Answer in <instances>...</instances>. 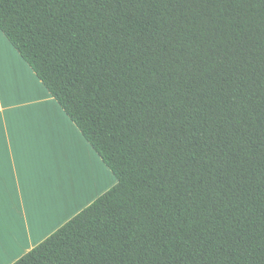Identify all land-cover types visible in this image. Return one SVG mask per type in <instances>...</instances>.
I'll use <instances>...</instances> for the list:
<instances>
[{"label": "trees", "instance_id": "16d2710c", "mask_svg": "<svg viewBox=\"0 0 264 264\" xmlns=\"http://www.w3.org/2000/svg\"><path fill=\"white\" fill-rule=\"evenodd\" d=\"M19 7L15 0H4L0 28L117 178L114 186H119L121 178L128 179L129 157L117 144L121 127L112 112L121 108L125 119L130 112L147 129L145 134L155 139V143L146 142L144 153L147 155L150 147L152 160L168 157L166 166L173 176L169 177L163 167L158 171L175 182L176 192L168 201L171 209L211 226L221 221L222 211L238 214L236 208L247 205L251 209L249 217L254 215L258 226L259 197L264 192V119L260 115L264 54L258 39L253 47L243 32H231L223 25L215 31L208 29L199 17L193 19L200 5L193 4L191 9L170 5L172 14L183 17L182 24L187 21L183 31L171 29L172 21L167 16L164 20L168 23L157 19L145 26L111 13L105 24L89 28L83 38H77L79 43L73 40L71 48L63 43L62 48L52 51L39 44L29 34L31 29L20 23L16 16ZM100 19H105L103 10ZM237 49L251 62V79L237 78L231 71L233 65L228 58ZM69 58L89 66L88 73H79L90 81L88 93L68 71L65 61ZM241 101L256 111L236 131V122L244 115L236 106ZM113 187L14 264H51L45 254L54 244H67L85 221L91 223L100 209L112 202L109 193Z\"/></svg>", "mask_w": 264, "mask_h": 264}, {"label": "snow or ice", "instance_id": "6c2138e0", "mask_svg": "<svg viewBox=\"0 0 264 264\" xmlns=\"http://www.w3.org/2000/svg\"><path fill=\"white\" fill-rule=\"evenodd\" d=\"M15 2L20 5L16 11L20 23L31 29L29 34L39 44L46 45L52 51L62 48L63 43L71 48L73 40L79 43L77 38H83L89 28L96 29L98 25L105 24L111 13L122 14L121 20L126 18L145 26L157 19L164 23L171 20V29L183 31L187 21L182 24L183 17L172 14L169 6L187 5L191 9L193 4H197L202 7L193 19L199 17L200 22L212 31L223 25V29L231 32H243L253 47L258 39L260 51L264 54V0ZM3 3L4 0H0V5ZM100 10L105 12L104 20L100 19ZM165 16L168 20H164ZM191 27H195V24ZM191 27L188 31H191ZM3 37L0 28V38ZM168 38L173 37L170 35ZM81 47H86V44ZM243 47L241 44L240 48ZM228 60L237 78L251 79L248 76L251 62L239 54V49ZM65 63L69 65L70 74L84 85V93H88L90 81L79 73H88L89 66L83 61L75 63L74 58H69ZM261 74L264 75V70ZM73 85L76 86L75 82ZM96 94L99 95L100 91L96 90ZM236 106L240 113H244L236 122V131H240L247 116L256 110L242 101ZM123 111L121 108L112 109L121 127V139L117 140V144L129 157L126 168L128 179L121 178L119 186L113 187L109 193L112 202L102 207L91 223L85 221L82 227H77L74 237L63 247L54 244L51 252L45 254V259L50 260L51 264H125V261L127 264H234V261L240 264H264V192L259 197L258 226L255 216L249 217L251 209L243 205L242 201L243 206L236 208L238 214L222 211L221 221L211 226L195 216H181L179 210L168 206V201L176 192L175 182L165 179L164 173L158 171L163 167L169 177L173 176L166 166L168 157L161 161L152 160L153 150L150 147L148 154L144 153L146 142L152 140L155 143V139L151 134H145L147 129L130 112L125 119L121 115ZM260 115L264 119V102L260 105ZM115 127L116 124H113ZM163 143L161 140V145ZM261 145L264 146V137ZM261 160L264 163V153L261 154ZM261 175L264 176V168ZM261 184L264 185V180ZM201 248L204 250L200 251Z\"/></svg>", "mask_w": 264, "mask_h": 264}, {"label": "crops", "instance_id": "0c3cea01", "mask_svg": "<svg viewBox=\"0 0 264 264\" xmlns=\"http://www.w3.org/2000/svg\"><path fill=\"white\" fill-rule=\"evenodd\" d=\"M80 160L85 188L63 176V163L74 171ZM113 177L5 35L0 38V264H14L51 236L110 190Z\"/></svg>", "mask_w": 264, "mask_h": 264}, {"label": "rangeland", "instance_id": "374dc122", "mask_svg": "<svg viewBox=\"0 0 264 264\" xmlns=\"http://www.w3.org/2000/svg\"><path fill=\"white\" fill-rule=\"evenodd\" d=\"M65 158V157H64ZM81 164H75L74 165V172L72 169H71V162L69 163H63L62 166H63V176L66 180V177H70L71 179H74V181H76L78 179V185L79 187H82V188H85V181H83V176L81 174V169L83 168V166H81L84 162V160H80ZM114 180L112 181V186L111 188L117 183L115 177H113Z\"/></svg>", "mask_w": 264, "mask_h": 264}]
</instances>
